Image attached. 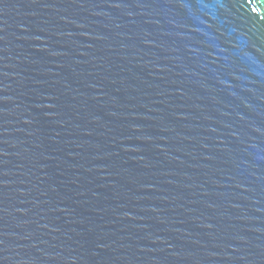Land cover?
Listing matches in <instances>:
<instances>
[{
    "label": "water",
    "instance_id": "water-1",
    "mask_svg": "<svg viewBox=\"0 0 264 264\" xmlns=\"http://www.w3.org/2000/svg\"><path fill=\"white\" fill-rule=\"evenodd\" d=\"M0 264H264V0H0Z\"/></svg>",
    "mask_w": 264,
    "mask_h": 264
}]
</instances>
